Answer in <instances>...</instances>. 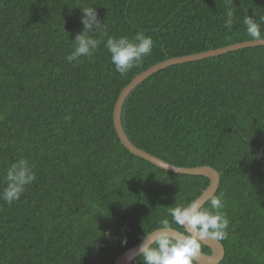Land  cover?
Returning <instances> with one entry per match:
<instances>
[{"label":"trees","instance_id":"16d2710c","mask_svg":"<svg viewBox=\"0 0 264 264\" xmlns=\"http://www.w3.org/2000/svg\"><path fill=\"white\" fill-rule=\"evenodd\" d=\"M89 6L104 22L100 44L69 63L83 29L79 8ZM246 16L264 39V0H0V193L12 163L27 159L36 175L18 201L0 199V264H116L162 219L171 223L168 207L203 195L208 178L128 151L114 109L152 66L256 41ZM137 31L152 37V53L122 75L106 40ZM122 124L151 155L214 168V197L230 221L220 264H264V46L153 74L127 97ZM201 251L212 253L204 244ZM132 264H142L140 255Z\"/></svg>","mask_w":264,"mask_h":264},{"label":"clouds","instance_id":"9594fccd","mask_svg":"<svg viewBox=\"0 0 264 264\" xmlns=\"http://www.w3.org/2000/svg\"><path fill=\"white\" fill-rule=\"evenodd\" d=\"M79 9L83 13V29L72 41L73 51L66 57L69 63L94 54L100 44V40L95 37L102 31L104 23L98 19V12L93 6ZM232 23L233 12L228 11L225 27L230 29ZM243 23L250 37L264 42L260 25L254 18L246 16ZM153 44L151 36L144 31H137L131 39L127 36H109L105 47L110 53L115 70L123 75L139 66L152 53ZM65 119L70 120L71 116H66ZM4 179L6 186L0 193V199L11 205L20 199L27 186L35 181L36 175L29 161L20 159L6 169ZM224 207L225 204L219 197L211 198L209 207H204L200 198L193 199L186 205L168 207L171 223L164 218L157 230L142 237L139 247L142 264H197L203 241L224 240L227 237L230 221L223 212ZM173 224L179 225L183 232L176 234ZM124 243H127L126 239Z\"/></svg>","mask_w":264,"mask_h":264},{"label":"water","instance_id":"95a60500","mask_svg":"<svg viewBox=\"0 0 264 264\" xmlns=\"http://www.w3.org/2000/svg\"><path fill=\"white\" fill-rule=\"evenodd\" d=\"M255 46H264V42L251 41L244 42L239 44H234L224 48H219L216 50H210L203 53H198L194 55H189L180 58L168 59L164 62H161L155 66H152L147 71L141 73L133 79V81L122 91L115 109H114V127L117 135L119 136L124 147L134 154L137 157L143 158L144 160L150 162L151 164L159 167L160 169L166 170L168 172L180 175H189V176H204L210 180L209 188L203 193L200 197L202 200L203 206L213 198L220 186V174L210 166H200L194 168H184L179 166H174L168 163L165 160H162L154 155H151L138 147H136L128 138L127 134L124 131L122 124V108L123 105L129 96V94L141 83L151 77L153 74L158 73L161 70H164L168 67L183 64L187 62L204 60L207 58L218 57L233 51L252 48ZM176 234L181 233V231L175 229ZM142 243V242H141ZM141 243L124 254H122L116 261V264H132V262L139 256V247ZM205 246L211 249L212 253L207 254L201 251V256L199 257L198 264H220L224 259L226 252L225 247L220 240L207 239L202 242Z\"/></svg>","mask_w":264,"mask_h":264}]
</instances>
